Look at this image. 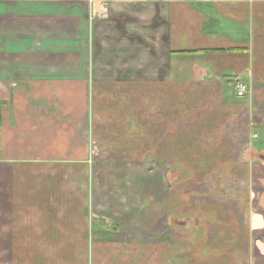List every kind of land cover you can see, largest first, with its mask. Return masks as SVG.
<instances>
[{
    "label": "crops",
    "instance_id": "crops-1",
    "mask_svg": "<svg viewBox=\"0 0 264 264\" xmlns=\"http://www.w3.org/2000/svg\"><path fill=\"white\" fill-rule=\"evenodd\" d=\"M88 3L0 0V264L51 262L38 247L58 244L85 246L65 256L75 264H264V0H107L108 13L97 16ZM189 83H207L239 111L241 155L231 157L234 139L215 138L223 132L214 127L207 149L217 157L207 161L231 173L241 168L244 182L257 186L251 207L213 202L187 223L132 222L135 211L90 225L60 226L50 210L47 222L25 220L67 175L56 166L86 169L90 90L96 120L111 106L122 133L144 144L151 119L138 107ZM128 228L144 232L123 237ZM23 246L36 248L24 256ZM94 247L103 253L95 256Z\"/></svg>",
    "mask_w": 264,
    "mask_h": 264
},
{
    "label": "rangeland",
    "instance_id": "rangeland-1",
    "mask_svg": "<svg viewBox=\"0 0 264 264\" xmlns=\"http://www.w3.org/2000/svg\"><path fill=\"white\" fill-rule=\"evenodd\" d=\"M213 91L207 83H189L181 87L167 86L162 91V101L152 94V100L148 102L151 109H145L143 105L138 107L141 112L149 113L151 119L148 133L143 135L146 143L141 144L136 142L139 138L135 135L122 133L123 129L111 106L108 118L96 120L95 100L90 90L87 167L84 172L77 173L64 164L56 166L57 174L65 171L67 175L60 178L54 191L41 193V197L45 198L39 200V211L25 214V220L47 222V211L50 210L55 213L54 220L60 226L72 222L90 225L99 218L111 222L126 221L122 213L135 211L137 213L132 222L187 223L201 220L200 216L206 215L205 211L213 202L236 208V203L243 201L251 207L257 186L251 185L250 181L244 182L241 168L237 167L235 173H231L225 166H215L207 161L216 156L207 149L213 139L210 132L214 127L223 132L215 135V138L229 143L234 139L235 152L231 157L241 155L238 136L243 127L235 118L239 111L233 112L230 104ZM60 107L57 106L56 112L63 111ZM119 109L115 108L117 111ZM233 128L239 130L234 131ZM222 147L221 152L224 150ZM260 153L264 155V150ZM43 173H47V170H41L39 175ZM141 175L147 179L144 183L138 180ZM199 206L203 213L191 214L192 209L197 210ZM179 209L185 212H178ZM135 232L144 231L128 228L121 234L123 237H135ZM32 248L36 247L23 246L20 252L25 256ZM38 249L45 257L49 255L52 259L51 262L39 264H75L64 262L65 256L85 252V246L79 245L58 244L39 246ZM132 250L127 247L126 252L134 253ZM93 252L96 256L102 254L103 250L94 247ZM22 264L31 263L24 261Z\"/></svg>",
    "mask_w": 264,
    "mask_h": 264
},
{
    "label": "built area",
    "instance_id": "built-area-1",
    "mask_svg": "<svg viewBox=\"0 0 264 264\" xmlns=\"http://www.w3.org/2000/svg\"><path fill=\"white\" fill-rule=\"evenodd\" d=\"M97 1H101V3H103L102 5V9H95L94 8V4L97 2ZM88 2H90L93 6L92 8V16H97V15H105L106 13H108V3H107V0H88ZM246 91V86L243 85V84H239L237 86V95L238 96H241L245 93Z\"/></svg>",
    "mask_w": 264,
    "mask_h": 264
}]
</instances>
